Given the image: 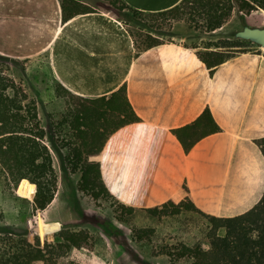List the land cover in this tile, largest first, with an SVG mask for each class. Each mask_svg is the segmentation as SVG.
Returning a JSON list of instances; mask_svg holds the SVG:
<instances>
[{
  "label": "crops",
  "instance_id": "1",
  "mask_svg": "<svg viewBox=\"0 0 264 264\" xmlns=\"http://www.w3.org/2000/svg\"><path fill=\"white\" fill-rule=\"evenodd\" d=\"M76 1L83 12L64 21L61 0H0V55L46 57L55 84L85 99L126 88L142 121L119 130L91 158L118 203L152 209L190 198L214 215L239 213L255 193L242 202L228 199L229 190L264 188V160L255 144L264 138V55L245 53L208 69L194 49L179 43L139 49L127 25L108 13L107 2ZM121 1L159 14L183 0ZM239 93L243 104L222 126L218 114L225 115ZM206 110L222 132L186 154L172 131Z\"/></svg>",
  "mask_w": 264,
  "mask_h": 264
},
{
  "label": "trees",
  "instance_id": "2",
  "mask_svg": "<svg viewBox=\"0 0 264 264\" xmlns=\"http://www.w3.org/2000/svg\"><path fill=\"white\" fill-rule=\"evenodd\" d=\"M103 1L108 3V13L123 23L149 29L150 20L169 17L208 33L222 29L234 13L249 15L254 10H264V0H183L169 11L146 14L132 10L121 0ZM61 4L64 21L83 12L76 0H61ZM240 41L226 45L209 43L204 48L217 51L198 56L208 69H214L236 57L232 55V49L242 48ZM162 43L150 38L146 48ZM223 49L226 50L219 51ZM9 64L16 66L22 62L0 55V176L12 192L30 204L34 224L23 229L0 225V264H72L68 257L70 252L88 245L90 238L86 231L42 224L43 216L52 208L59 192L49 147L53 140L42 124L37 101L10 76ZM55 96L61 101L63 121L68 126L69 135L83 149L81 190L96 198L103 197L118 203L103 181L100 164L91 158L98 156L119 130L142 121L128 99L126 88L109 97L85 99L57 85ZM239 97L241 93L234 97L225 115L218 114L217 119L222 126L228 127V120L243 104L244 93L242 99ZM219 123L206 110L195 122L173 130L172 134L187 154L207 137L222 132ZM255 144L264 160V138ZM259 189L236 186L229 190L228 199H242V202L255 193L249 203L240 207L239 213L230 216L208 213L190 198L179 204L170 201L152 209H135L118 203L117 211H144L158 220L176 223L177 247L163 252L172 261L182 260L186 264H264V188ZM135 232L136 240L151 241V235L156 231Z\"/></svg>",
  "mask_w": 264,
  "mask_h": 264
},
{
  "label": "rangeland",
  "instance_id": "3",
  "mask_svg": "<svg viewBox=\"0 0 264 264\" xmlns=\"http://www.w3.org/2000/svg\"><path fill=\"white\" fill-rule=\"evenodd\" d=\"M93 4V2H91ZM94 5V4H93ZM260 21L261 23H256ZM139 49H144L150 38L161 42H174L194 49L201 56H207L216 49H206L209 43L226 45L237 42L238 33L246 27L264 28V11L245 19L243 14L234 13L228 23L214 33L202 28L195 29L188 23L172 18L150 20L149 29L125 23ZM158 34L170 36L159 37ZM242 48L232 55L244 52L264 55V48L244 42ZM226 49L219 50L225 51ZM22 65L7 66L8 73L28 91L39 107L41 121L53 141L49 147L59 181V192L52 208L43 216L46 226L69 227L73 231H86L89 243L73 249L69 254L72 264H186L172 261L164 250L177 247L174 222L158 220L144 211L129 213L117 211L118 203L105 198L86 194L80 188L81 158L83 149L69 135L63 121L61 101L55 96L56 84L50 76L47 58L21 61ZM53 142V144H52ZM34 224L30 204L9 189L0 176V225L23 229ZM154 229L151 241H138L137 230Z\"/></svg>",
  "mask_w": 264,
  "mask_h": 264
},
{
  "label": "water",
  "instance_id": "4",
  "mask_svg": "<svg viewBox=\"0 0 264 264\" xmlns=\"http://www.w3.org/2000/svg\"><path fill=\"white\" fill-rule=\"evenodd\" d=\"M238 38L264 48V28L246 27L238 33Z\"/></svg>",
  "mask_w": 264,
  "mask_h": 264
}]
</instances>
